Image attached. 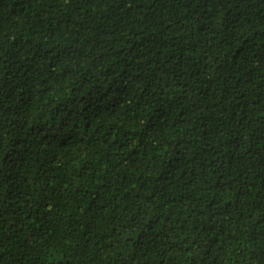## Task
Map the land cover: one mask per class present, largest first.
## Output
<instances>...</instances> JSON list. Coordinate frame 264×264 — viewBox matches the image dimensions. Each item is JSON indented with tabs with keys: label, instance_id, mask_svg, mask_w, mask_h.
I'll return each instance as SVG.
<instances>
[{
	"label": "trees",
	"instance_id": "1",
	"mask_svg": "<svg viewBox=\"0 0 264 264\" xmlns=\"http://www.w3.org/2000/svg\"><path fill=\"white\" fill-rule=\"evenodd\" d=\"M0 264H264V0H0Z\"/></svg>",
	"mask_w": 264,
	"mask_h": 264
}]
</instances>
